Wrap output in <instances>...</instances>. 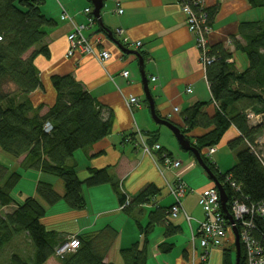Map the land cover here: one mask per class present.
Segmentation results:
<instances>
[{"label": "trees", "instance_id": "1", "mask_svg": "<svg viewBox=\"0 0 264 264\" xmlns=\"http://www.w3.org/2000/svg\"><path fill=\"white\" fill-rule=\"evenodd\" d=\"M246 1L252 8L264 7V0ZM43 2L0 0V150L15 159L21 157L19 164L24 169L53 174L62 180V195L51 184L37 181L35 192L49 206L63 200L71 211H81L85 207L82 187L92 188L109 183L118 196L120 209L127 212L138 209L158 194L155 186L149 184L130 197L121 190L117 177L110 175L107 168H89V174L81 180L75 164H70L75 151L91 148L94 143L103 140L112 127L111 115L105 114L103 106L94 96L69 74L51 77L50 84L56 98L45 112L41 109L46 105L41 102L34 104L36 99L30 97L37 90L44 91L34 60L38 55L46 56L49 52L46 45H41L31 54H25L36 44L43 43L46 37L43 28L54 23L44 16L41 10ZM218 9V3L202 8L210 28ZM193 10L197 12L196 7ZM238 33L242 41H237L234 36L230 41L235 51L246 54L248 67L238 72L233 62L229 61L232 53L225 49L224 44L209 45L205 77L217 110L208 116L205 102L198 101L188 106L182 114L184 127L180 131L186 135L191 129L212 126L200 137H186L223 185L228 204L236 201L252 210L243 219L250 222L248 234L264 248V217L254 212L258 205L264 206V160L260 151L256 150L264 136V19L241 22ZM250 115L258 116V121L255 119L253 122L254 118H249ZM46 124L51 127L49 131ZM231 125L239 131V135L227 143L228 149L235 152L236 162L220 173L204 149L217 145ZM157 134L147 132L145 142L153 145ZM161 150L165 151L162 147ZM187 153L194 156L191 152ZM19 179L18 172H9L0 163V208L15 206L11 212L0 214V253L20 237L26 238L30 245L27 254L22 255L17 250L9 252V264H45L50 258L57 259L59 264H113L106 257L115 244L117 231L108 226L96 234L62 236L45 226V208L35 197H27L21 204L13 201L10 191ZM170 208H156L148 214L145 227L138 225L144 242L141 245L134 242L128 248L119 250L124 264H147L146 239L156 225H163L164 235L167 236L180 231L169 222ZM227 208L230 210L229 206ZM237 225L236 230L239 231L240 225ZM70 236L77 238V248L56 254V249ZM240 246L239 264H244V246L241 243ZM170 248L171 245L166 243L159 246L163 252H169ZM222 258L223 264L235 263L230 247L223 249Z\"/></svg>", "mask_w": 264, "mask_h": 264}, {"label": "crops", "instance_id": "2", "mask_svg": "<svg viewBox=\"0 0 264 264\" xmlns=\"http://www.w3.org/2000/svg\"><path fill=\"white\" fill-rule=\"evenodd\" d=\"M202 2L206 7L219 4L208 35L209 45L224 44L225 49L232 53L229 61L233 62L237 71L245 70L248 67L246 54L235 51L230 38L234 36L237 41H242L238 33V25L241 22L258 21L259 11L252 8L246 0H202ZM59 3L70 14L75 24L87 22L84 9L89 7L93 10L91 0H60L59 2L44 0L41 10L44 16L54 23L43 28V31H46L43 43L36 44L25 54L26 56L31 54L41 45H46L49 52L46 56L38 55L34 60L44 91L37 90L30 94V97L36 99L34 104L41 102L46 105L41 109V112H45L47 106L56 98L50 84L51 77L71 74L103 106L105 114H110L112 117V127L103 140L94 143L87 150H77L73 153L70 164H75L78 178L84 180L89 174V168H107L110 175L117 177L121 190L130 197L138 194L149 184L155 186L159 192L150 199L149 203L127 212L119 208L118 196L109 183L92 188L83 186L81 190L85 207L81 211L74 212L67 204L64 207L58 204L62 203V200L53 206L43 205L46 213L43 223L62 236L96 234L104 227H112L118 235L106 260L116 264L120 249L128 248L134 242H139L140 245L144 242V236L139 233L138 225L145 227L148 223V214L160 207L169 209L173 202V196L169 194V186L173 183L175 175L170 169L161 165L158 155L154 154L152 157L143 153L139 144L140 137L146 140L147 132L158 133L154 143H159L165 151L176 158L168 132L154 124L150 118L138 59L134 54L124 53L118 48L117 43L122 44L121 40L127 39L128 45L124 46L125 49L138 51L144 59L143 69L144 76L148 80V90L154 101L155 112L157 111L161 118L168 119L181 129L184 127L182 114L188 106L198 101L205 102L204 109L208 116L215 114L217 109L208 88L205 68L199 60V50L195 46L194 36L185 25V15L175 0H121L123 11L119 14L114 0H102L101 23L96 19L88 29L84 30V34L90 40L99 38L100 44L97 49L102 48L110 53L104 64H100L92 55H81L79 52L67 56L66 37L71 32L72 25L67 20L60 19L62 10ZM118 30L120 33L117 34ZM136 42L141 43L140 48L135 47ZM124 70L129 72L127 77L122 76ZM134 96L139 99L141 105L129 108L125 101ZM211 128L212 126L207 129L194 128L186 135L194 139L209 132ZM159 135H162L161 142L158 140ZM238 135V129L231 125L220 142L214 145V153L209 158L220 173L224 170L220 169V159L216 154L222 149L234 153L228 149L227 143ZM261 140L264 142V136ZM261 140L262 145L264 143ZM206 151L207 149H204V152ZM176 159L182 164L180 158ZM16 161L19 163L18 159ZM190 165L184 167L182 164V170ZM37 174L39 181L51 184L60 195L63 194V185L54 184L43 176L45 175L43 172L37 171ZM181 178L188 186L189 192L193 190L194 195L197 196V204L202 191L213 186L210 178V183H203L198 188L193 187L184 177ZM185 195L181 199V206L191 218L190 222H187L183 211L176 217L168 216L170 224L180 229L171 236L164 235L163 225H156L146 239L148 240L147 264H194V260L199 264L197 257L201 253V248L197 230L198 223L204 216L192 214L190 207L185 204L188 197ZM174 218L183 220L175 221ZM66 223H73V229H68ZM191 234L195 238L193 244ZM162 243L171 245L169 252L159 249ZM45 264H59V262L55 258H50ZM120 264H124L123 261ZM209 264L215 263L210 260Z\"/></svg>", "mask_w": 264, "mask_h": 264}, {"label": "built area", "instance_id": "3", "mask_svg": "<svg viewBox=\"0 0 264 264\" xmlns=\"http://www.w3.org/2000/svg\"><path fill=\"white\" fill-rule=\"evenodd\" d=\"M59 2V0H56ZM177 4L180 5L182 13L185 15V25L189 32L194 36L195 39V46L198 47L199 50V60L202 66L204 67L205 64L209 61V58L206 56L207 49L209 46L208 42V35L211 31L210 26L206 23V14L203 13L202 8L204 7V2L202 0H175ZM115 7H117V13H121L123 11L121 7V0H114ZM60 4V3H59ZM61 14L60 19L64 21H68L71 23V32L67 34L66 40L68 41V53L67 56L73 55L75 52H79L81 55H92L95 59L100 63L104 64L107 59L110 57V53L107 50L102 48L97 49V46L100 44V39L95 37L93 40H90L85 34L84 30L88 29L95 21L92 14V9L87 7L83 10V13L86 16L87 22L85 24H75L70 14L63 9L62 5L60 4ZM197 8L193 10V8ZM120 31H117V34ZM122 45H128L127 39H122ZM136 48L141 47L140 42L135 43ZM205 68V67H204ZM128 70L122 71V76H128ZM155 77L151 80L154 81ZM188 91H191L188 89ZM126 104L129 108L134 106H140L141 102L138 98L129 97L126 99ZM176 110V109H175ZM249 118H257L258 116L250 115ZM46 130L49 131L51 127L46 124ZM140 147L144 154H148L150 156H154L155 153L159 154V161L161 165H163L168 170L170 169L172 173H174V181L169 186V194L173 196V202L170 208V216L176 217L181 211H183V215L186 218L187 222L189 223L191 218L188 217L185 211L182 209L181 206V199L184 195L188 192V186L181 178V174L179 173L181 167V161L166 154L165 151L161 150V145L159 143H154L153 145H149L145 142V140L140 137L139 140ZM214 151V146L207 148V155L210 157ZM232 186H234L232 184ZM229 206L230 215H232L233 222L230 223L226 215L223 214L221 205L219 202V194L218 191L213 184L212 187L202 191L200 197L198 199V206L201 207L203 212V220L198 223V237H199V247L202 248L201 253L198 255L197 259H199V264H205L207 262V255L209 250L216 248V247H223L225 234L227 229H231L238 226L237 223L240 225L239 231H237L239 236V243L243 244L244 251L243 257L244 264H264V248L257 245L251 235L248 234V228L251 226L250 222L244 221V217L247 212H251L247 206L240 204L238 202H232L228 204ZM228 209V208H227ZM255 214H259L260 216L264 217V206L258 205L255 209ZM233 235V234H232ZM192 244L194 243V235L191 234ZM77 238H73L70 236L68 241L58 247L56 249V254L60 255L65 253L66 251H72L78 246ZM194 247V245H193ZM194 249H193V256H194ZM193 258V257H192ZM196 262V260H194ZM194 262V264H195Z\"/></svg>", "mask_w": 264, "mask_h": 264}, {"label": "rangeland", "instance_id": "4", "mask_svg": "<svg viewBox=\"0 0 264 264\" xmlns=\"http://www.w3.org/2000/svg\"><path fill=\"white\" fill-rule=\"evenodd\" d=\"M60 1V0H59ZM255 9V8H254ZM259 11V20L264 19V7H258L256 9ZM240 55V54H239ZM151 118V116H150ZM153 122V121H152ZM154 124H157L154 122ZM159 125V124H157ZM164 129V131L168 132L170 138H171V143H173V153L176 158H180L182 160V164L184 167L189 166L190 162L192 163L190 167L186 168L185 170H182L183 167H180L179 171L182 170L181 177H184L187 179L190 184L194 187H200L203 183L209 182V177L207 176V173L203 171V169L196 163L195 158L187 153L186 151L182 150L180 147L179 143H177L173 133L166 127L159 125ZM162 135H159L158 140L161 142ZM263 142V140H261ZM264 143V142H263ZM261 145V144H260ZM256 150L260 151L261 153V158L264 160V144H262L259 148ZM156 154V153H155ZM146 155V154H145ZM158 155V154H156ZM217 157H219V162H220V169L223 171L227 170L230 168L236 161H235V152H228L227 150H221L217 154ZM21 157L18 159L20 162ZM190 161V162H189ZM0 163L6 166L9 172L11 171H16L20 174V179L17 181L16 185L11 189L10 193L13 198V201L17 204H21L27 197H35V199L40 202L42 205L47 206V203L44 202L43 199L39 197L37 192H35V185L37 183V171L36 170H27L22 168V166L16 161V159L9 153H6L2 150H0ZM45 178L49 179L50 181L54 182V184L60 183L63 185L62 180H60L57 176L55 175H50L44 173ZM174 175V173H173ZM47 176V177H46ZM43 179V178H42ZM39 181V180H38ZM56 182V183H55ZM54 188V187H53ZM56 190V189H55ZM185 196L187 197V200L185 201V204L190 207V211H192V214H195L197 216H203V212L200 206L197 204V196L194 195V192H188ZM63 201V200H62ZM64 207L66 201H63L62 203H58ZM57 204V205H58ZM66 206V205H65ZM15 206H7V207H2L0 208V214L4 212H11V210ZM186 213V212H184ZM175 221L181 219H176L174 218ZM63 225V224H61ZM73 223H66V227L68 229H73ZM225 239H224V246L223 247H216L211 250H209V254L206 256L207 257V262L206 264L210 263V260L213 261L215 264H223L222 263V249L226 246L231 248V258L232 261L235 260V247H234V236L232 235L231 229L226 230L225 234ZM195 239V238H194ZM10 248H4L1 253H0V259L2 261V264H9V252L13 250H17L20 254L24 255L27 254L30 251V245H28V242L26 238L20 237L17 239V241H14L11 245ZM202 251V248H201ZM117 261L115 262L116 264L122 263L121 259V254L118 253V258L116 259ZM114 261V258L112 259ZM196 264V262H195Z\"/></svg>", "mask_w": 264, "mask_h": 264}, {"label": "water", "instance_id": "5", "mask_svg": "<svg viewBox=\"0 0 264 264\" xmlns=\"http://www.w3.org/2000/svg\"><path fill=\"white\" fill-rule=\"evenodd\" d=\"M92 5H93V10L92 14L94 18H96L99 23H101V18H100V10L102 9V0H91ZM108 37H111V33H108ZM118 48L122 49V51L126 54H134L136 58L138 59L139 63V70L141 71L142 75V86H143V91L145 93V99L148 102V110L150 112V116L153 122L162 125L166 128H168L174 135L177 143H179L180 147L186 151V152H191L194 155L196 163L204 170L205 173L209 176L210 180L212 181V184L215 185L218 194H219V202L221 205V209L224 215H226L227 220L232 223L233 219L232 216L228 213L227 209V194L225 193L223 185L219 182L217 177L214 175V173H211L209 167L204 163L202 156L200 155V152H198L189 142V139L186 137V135L180 131L179 126L177 127L175 124L170 122L168 119L161 118L157 111L155 112V107H154V101L152 99V96L150 94V90H148V80L144 76V59H142L141 55L139 54L138 51L136 50H128L125 49V47L122 44L117 43ZM232 234L234 236V247H235V263L234 264H239L240 263V254H241V246L239 243V236L237 233V230L233 227L232 228Z\"/></svg>", "mask_w": 264, "mask_h": 264}]
</instances>
